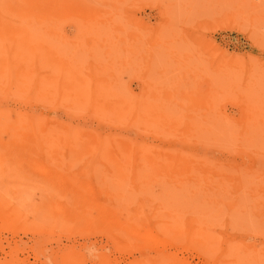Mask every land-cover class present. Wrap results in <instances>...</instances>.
<instances>
[{
  "label": "rangeland",
  "instance_id": "rangeland-1",
  "mask_svg": "<svg viewBox=\"0 0 264 264\" xmlns=\"http://www.w3.org/2000/svg\"><path fill=\"white\" fill-rule=\"evenodd\" d=\"M0 264H264V0H0Z\"/></svg>",
  "mask_w": 264,
  "mask_h": 264
},
{
  "label": "bare ground",
  "instance_id": "bare-ground-1",
  "mask_svg": "<svg viewBox=\"0 0 264 264\" xmlns=\"http://www.w3.org/2000/svg\"><path fill=\"white\" fill-rule=\"evenodd\" d=\"M48 4L54 6L55 5V0H37V5H38L39 8H41V7L45 6V5H48ZM121 150L123 151L124 148L122 147Z\"/></svg>",
  "mask_w": 264,
  "mask_h": 264
}]
</instances>
